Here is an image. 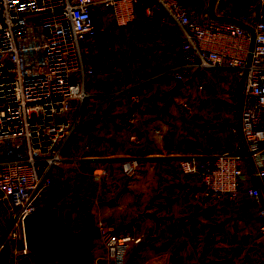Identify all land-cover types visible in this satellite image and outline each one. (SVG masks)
I'll return each instance as SVG.
<instances>
[{
  "label": "built area",
  "instance_id": "obj_1",
  "mask_svg": "<svg viewBox=\"0 0 264 264\" xmlns=\"http://www.w3.org/2000/svg\"><path fill=\"white\" fill-rule=\"evenodd\" d=\"M151 19L175 25L182 32L180 59L161 74L186 78L194 70L232 68L240 80L247 74L242 113L243 143L236 150H224L204 158H181L180 168L189 180L199 181L216 201L234 200L242 192L260 203L264 185V0L247 2L237 18L220 20L208 12L190 10L181 0H145ZM141 0H0V208L9 211L5 238L23 237L14 253H28L24 218L39 208L42 190L54 183V171L74 134L76 123L68 110L70 100L82 105L86 84L93 75L87 46L82 42L94 30V13L101 6L110 8L119 26L135 19ZM252 28L253 31L250 29ZM222 81L216 80L217 87ZM203 89V84L199 85ZM189 108V107H188ZM147 138L167 156L165 134L170 122L161 117L148 120ZM251 186L242 188L251 168ZM145 157L132 156L122 164L125 174L134 175ZM100 172L96 175L100 177ZM264 233V201L257 212ZM99 236L106 248L103 264H126L131 241L120 232L119 224L96 219ZM139 237L132 241L138 242Z\"/></svg>",
  "mask_w": 264,
  "mask_h": 264
},
{
  "label": "crops",
  "instance_id": "obj_2",
  "mask_svg": "<svg viewBox=\"0 0 264 264\" xmlns=\"http://www.w3.org/2000/svg\"><path fill=\"white\" fill-rule=\"evenodd\" d=\"M144 1L143 17L138 15L142 3L137 6L135 18L140 19L135 27L148 32L153 45L148 55L164 64L163 71L179 61L183 35L177 26L149 18ZM181 1L197 13L207 11L209 4V0ZM252 1L259 0H241L243 7L232 0H215L214 8L218 14L237 18L245 4ZM134 20L122 27L130 26ZM162 71L137 84L132 95L136 107L129 113L123 110L124 91H90L87 112L98 113L100 123L112 118L110 123L119 122L121 129L119 135L103 140L111 152L85 157L92 170L84 181L98 184L100 189L101 202L95 213L107 223L119 224L120 232H126L124 235L131 241L126 264H237L243 253L244 264H264V238L259 237L261 219L257 214L264 197L257 203L242 192L234 200L216 201L199 181L189 180L180 168L181 158L189 155L211 158L224 150H236L237 144L242 143L237 122L216 126L213 137L206 136L200 128L201 121L190 110L177 109L178 101L171 92L175 78L172 73L161 74ZM188 80L176 91L187 89ZM229 82L224 80L223 87L227 88ZM93 100L98 104L93 105ZM157 107L164 108V118L170 122L164 140L167 156H161L147 138V122ZM139 155L145 157L143 167L134 175L125 174L123 161ZM242 164L248 171L242 182L245 189L253 184V169L244 161ZM77 179L76 176L74 180ZM92 213L95 214L93 210ZM133 237L140 240L134 242ZM91 249L94 253L97 247Z\"/></svg>",
  "mask_w": 264,
  "mask_h": 264
},
{
  "label": "rangeland",
  "instance_id": "obj_3",
  "mask_svg": "<svg viewBox=\"0 0 264 264\" xmlns=\"http://www.w3.org/2000/svg\"><path fill=\"white\" fill-rule=\"evenodd\" d=\"M232 1L238 4L241 3V0ZM258 2L260 3L261 0ZM240 7H243L242 3ZM143 12L142 3L139 6L138 15L140 14L143 17ZM199 13L202 14V11ZM231 13L236 14L237 11ZM138 17L134 20L136 22H133L134 24L132 23L130 26H118L111 14V9L100 6L94 13L95 32L90 38L82 42L84 48L87 46L85 56L95 70L93 75L88 78L86 92L90 93L93 89L98 91H124L122 102H126V106L123 109L126 113L136 107V105H133L135 102H133L132 95L135 93L134 90L137 84L142 79L156 74L160 70L162 71L161 65H164L160 64L161 61L155 56L148 55L153 50V45L147 38L148 32L146 30L142 32L135 27L139 23L140 17ZM105 27L108 28L104 34L106 48L104 51H100L94 35L97 30ZM188 78V88L173 92L172 98L178 101L177 109L181 112L190 110L192 112L190 114L201 121L200 128H203L206 136L213 137L216 126L237 122L236 89L241 80L234 69L211 68L194 71L189 74ZM226 79L230 81L227 88L223 87V81ZM216 80H223L220 87L216 86ZM200 83L203 84V89L199 88ZM164 95L165 97L169 96L168 92H165ZM89 97L90 95L86 97L82 105L75 99L73 101V113L72 99L70 100L68 115L70 119L73 116L75 120V131L64 149L62 162L55 168L54 183L45 187L37 199L39 207L44 205L57 207L61 220L75 230L82 226L86 217V210H93L95 213L97 204L101 202V196L100 194L98 195L100 190L98 184L85 183L84 181L88 175L90 176L92 170L90 163L85 161V157L92 153L108 154L112 149L103 140L107 141L108 137L121 133L119 122L110 123L112 118L110 122H108L107 118V120H103L100 123L101 116L99 117L98 113L87 112L88 103L91 102ZM128 98H131L132 101L129 102ZM92 104L96 105L98 102L93 100ZM157 108L159 112L157 111L156 114L152 115L153 118L167 117L163 107ZM238 128L236 129L237 133ZM96 142L98 143L97 146ZM102 146L104 149L99 148ZM76 176L78 178L77 181L74 180ZM8 214L9 211L7 209L4 207L0 208V241L5 238L4 223L7 221ZM95 214V220H99L98 214ZM258 232L259 237L264 238V233L260 228H258ZM121 233L125 234L126 232L122 231ZM22 244V236L9 240V243L0 250V264H62L58 258L36 259L30 252L22 253L18 251L14 253L11 250L12 246L20 247ZM93 247H97L94 253H92L91 249ZM86 252L90 263H104L101 257L106 253V248L99 235L89 242ZM243 254L237 264H244L246 253Z\"/></svg>",
  "mask_w": 264,
  "mask_h": 264
},
{
  "label": "water",
  "instance_id": "obj_4",
  "mask_svg": "<svg viewBox=\"0 0 264 264\" xmlns=\"http://www.w3.org/2000/svg\"><path fill=\"white\" fill-rule=\"evenodd\" d=\"M215 0H209L208 13L210 16L220 20H231L241 22L238 18L218 14L215 11ZM252 31L253 29L250 28ZM108 28H101L96 31L94 37L98 43L99 50L104 51V34ZM175 84L171 92L180 88L184 81L181 77L175 78ZM247 84V74L242 78L240 85L236 89L237 97V119L239 134L242 139L244 150L249 153V148L245 140L242 124V113L244 108V94ZM249 162L253 171L256 166L251 155L248 154ZM264 197V185L262 186ZM100 233V228L96 224L94 214L89 209L86 210V217L82 226L75 230L70 225L64 223L58 214V208L50 205L39 207L24 218V234L28 251L36 259L58 258L62 264H91L87 256V246L89 242ZM169 264H173L172 261Z\"/></svg>",
  "mask_w": 264,
  "mask_h": 264
},
{
  "label": "trees",
  "instance_id": "obj_5",
  "mask_svg": "<svg viewBox=\"0 0 264 264\" xmlns=\"http://www.w3.org/2000/svg\"><path fill=\"white\" fill-rule=\"evenodd\" d=\"M141 1H142V0H141ZM141 3H143V2H141ZM141 3H140V4H141ZM205 12H208V10L205 11ZM114 21H115V19H114ZM115 23L117 24L116 21H115ZM117 25H118V24H117ZM118 26H119V25H118ZM194 71L196 72V71H200V70H199V69H196V70H194ZM194 71H193V72H194ZM193 72H192V73H193ZM188 76H189V75H188ZM188 76H187V77H188ZM239 85H240V84H239ZM237 122H238V119H237ZM237 124H238V123H237ZM238 138H239V141H240V140H241V137H240V134H239V129H238ZM240 143H241V142H240ZM24 264H25V263H24Z\"/></svg>",
  "mask_w": 264,
  "mask_h": 264
}]
</instances>
